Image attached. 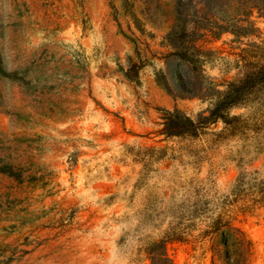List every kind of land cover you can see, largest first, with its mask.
I'll return each mask as SVG.
<instances>
[{"label":"rangeland","instance_id":"rangeland-1","mask_svg":"<svg viewBox=\"0 0 264 264\" xmlns=\"http://www.w3.org/2000/svg\"><path fill=\"white\" fill-rule=\"evenodd\" d=\"M0 264H264V0H0Z\"/></svg>","mask_w":264,"mask_h":264},{"label":"bare ground","instance_id":"bare-ground-1","mask_svg":"<svg viewBox=\"0 0 264 264\" xmlns=\"http://www.w3.org/2000/svg\"><path fill=\"white\" fill-rule=\"evenodd\" d=\"M112 263V262H111Z\"/></svg>","mask_w":264,"mask_h":264}]
</instances>
